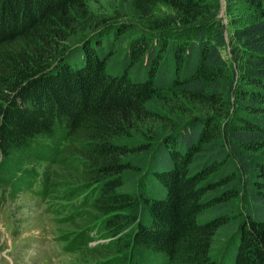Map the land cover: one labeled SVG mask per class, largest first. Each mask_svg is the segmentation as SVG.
Wrapping results in <instances>:
<instances>
[{"label":"trees","instance_id":"16d2710c","mask_svg":"<svg viewBox=\"0 0 264 264\" xmlns=\"http://www.w3.org/2000/svg\"><path fill=\"white\" fill-rule=\"evenodd\" d=\"M130 2L117 59L120 28L80 36L84 0H0V186L55 200L66 251L264 264V0H226V24L219 0ZM62 129L60 168L26 167Z\"/></svg>","mask_w":264,"mask_h":264},{"label":"rangeland","instance_id":"374dc122","mask_svg":"<svg viewBox=\"0 0 264 264\" xmlns=\"http://www.w3.org/2000/svg\"><path fill=\"white\" fill-rule=\"evenodd\" d=\"M84 1L87 7V16L80 18V31L78 30L80 34H83L80 35L77 33L78 35L76 34V37H74L76 40L72 39L74 40L72 44L79 42L82 37L84 38L88 35L90 32V23H106L108 27H106L104 31L100 30L101 32H99L98 35H103L105 37V31L109 32L114 28H120L119 30L124 32L126 36L125 42L116 52V58L120 59L121 55L124 53L125 49L129 47V44L136 35L137 28L140 27L143 29L144 27L142 21L132 16L130 0ZM219 4V16L225 24L228 20V14L237 15L242 12L241 5L239 4L230 3V5H227L226 0H219ZM135 27L136 30H134ZM222 53L228 56L226 48L222 50ZM63 131L64 129L53 138L37 136L34 140L35 147L33 153L38 152L40 155L43 154L44 158L46 152L54 151L57 145L60 149L62 147L61 145L64 144V139L61 137ZM58 142L61 144L59 145ZM17 154L18 153H14L15 156ZM60 154L61 153L57 155L60 156ZM25 158V166L34 168L38 171L39 175L45 170L54 173L57 167H59L54 163L49 164L50 162L45 158L41 160V156L38 155L37 157L34 156V154L27 155ZM74 172L79 173V169H74ZM35 186L38 187L37 185ZM60 189L62 192H60L58 196L61 201H58V204H71L74 202V199H64V189H62V187ZM5 190L6 191L0 186V194L2 192L5 196L3 198L5 200L0 204V264H118L115 261L116 258L119 259L122 264H162L160 259L157 260L142 250L135 251L138 259L136 263L134 259H132V261L122 259L119 257L121 255H106L111 259H101V255L98 253L90 255V250H92L97 243L106 240L105 238H99L100 236L93 238V241L80 247V249L85 250L88 248L86 251L84 250L81 252L76 247L71 251H64L63 248L66 244L64 241H61L59 237L61 238V236H64L67 231H72L68 230L65 224L58 222L59 215L50 211L51 206L55 204V200L48 199L44 201L33 189L27 190L22 188L19 189L15 195L9 193V188ZM219 246H221V244L218 245V247ZM222 246L216 251L217 258L219 259L224 250Z\"/></svg>","mask_w":264,"mask_h":264}]
</instances>
